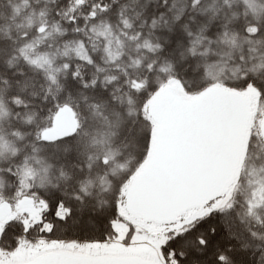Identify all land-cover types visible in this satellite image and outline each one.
Returning a JSON list of instances; mask_svg holds the SVG:
<instances>
[{
  "label": "snow or ice",
  "instance_id": "1",
  "mask_svg": "<svg viewBox=\"0 0 264 264\" xmlns=\"http://www.w3.org/2000/svg\"><path fill=\"white\" fill-rule=\"evenodd\" d=\"M0 264H264V0H0Z\"/></svg>",
  "mask_w": 264,
  "mask_h": 264
}]
</instances>
